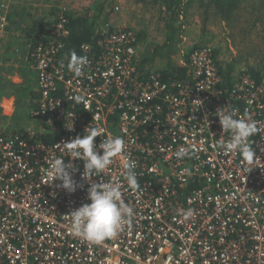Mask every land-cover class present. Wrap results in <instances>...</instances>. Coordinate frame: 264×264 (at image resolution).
Returning <instances> with one entry per match:
<instances>
[{
  "label": "built area",
  "instance_id": "1",
  "mask_svg": "<svg viewBox=\"0 0 264 264\" xmlns=\"http://www.w3.org/2000/svg\"><path fill=\"white\" fill-rule=\"evenodd\" d=\"M13 3L0 0V35ZM41 6L49 7L46 0ZM113 8L119 15V1ZM56 12L49 34L31 50L40 98L30 117L59 138L46 142L0 130V264H264V74L257 80L244 64L234 66L225 86L213 49L200 47L177 66L186 78L163 80L159 71L140 70L138 33L106 21L105 11L93 41L80 46L89 62L76 77L64 58L69 13ZM222 108L255 121L253 163L224 153L221 144L231 133L217 117ZM88 127L102 130L95 140L101 155L104 139L125 142L113 163L92 177L117 184L132 208L121 231L101 244L74 235L67 216L91 203L90 183L82 179L83 161L61 147ZM180 148L190 155L178 160ZM54 158L77 169L75 192L51 174ZM129 161L136 190L126 180Z\"/></svg>",
  "mask_w": 264,
  "mask_h": 264
},
{
  "label": "rangeland",
  "instance_id": "2",
  "mask_svg": "<svg viewBox=\"0 0 264 264\" xmlns=\"http://www.w3.org/2000/svg\"><path fill=\"white\" fill-rule=\"evenodd\" d=\"M46 1L49 7L47 9H42V0H14L15 3L12 4L8 17V24L11 25V21L16 15L17 28H22L23 31L21 32L26 34L28 29L27 18L33 16L36 19L35 23H42L44 28L46 27L45 30H47L49 23L55 20L56 11H58L59 7L65 8L69 15H75L76 13L84 15L88 11L91 12V9H95L97 5H103L106 2L105 11H108L107 14H109V18L114 21L117 19V23H122L119 19L121 17V20H125L122 25H127V28L134 29L138 33L140 39H142L143 35V43L140 41L139 66L141 67V62L144 61L148 64V67L150 66V71L160 72L168 69V66L176 67L181 65L186 53L190 52L191 46L187 45L188 41L185 38V33L177 34V27L179 23H186V21H190L194 24L197 18L200 21V27L203 24L204 27H207L206 31L208 30L207 34L208 37H210L206 42L200 41V44L203 43L201 46L199 45V48L211 47L217 57V62L223 66L225 71L229 68L232 69L234 66L240 67L243 64L249 69L255 68L264 71L263 0H239V10L227 18H222L216 3L213 1L190 0L189 3V0H183V7L186 6V3H189L188 6L190 5L188 7L189 14L187 17V12L184 10L176 22H173L174 15L173 12L169 10V4H167L166 1L161 2L160 0ZM116 1H119L121 6L119 15L114 14L113 7ZM122 15L124 18H122ZM189 25L190 23L186 26L188 27ZM138 28L141 31L138 30ZM200 31L201 29L195 31V38ZM3 35L4 33L0 35V39L4 37ZM165 37L170 38L171 41H165ZM192 38L193 35L190 34L188 38L189 41L190 39L193 40ZM152 51L155 53L156 58L150 59L149 62V56L147 54L153 53ZM251 73L253 74L252 70ZM13 92L19 93L18 88H15ZM3 121H6V123H3ZM0 122H2L0 127L11 130L14 126L20 133H23L24 136L29 135L28 133L31 132L42 138L46 133L52 130L49 124L41 121L32 118L29 120H22L17 113H14L12 117L1 116Z\"/></svg>",
  "mask_w": 264,
  "mask_h": 264
},
{
  "label": "clouds",
  "instance_id": "3",
  "mask_svg": "<svg viewBox=\"0 0 264 264\" xmlns=\"http://www.w3.org/2000/svg\"><path fill=\"white\" fill-rule=\"evenodd\" d=\"M88 62L87 56H79L73 51L67 68L76 77H79ZM60 66L64 67L63 64ZM73 99L80 102L82 97H74ZM226 108L217 111V117L223 131L231 133L230 139L226 143H222L221 147L225 154L238 153L244 162L253 163L256 159V153L251 147L250 137L258 132L256 123L250 115L247 118H237V110L224 111ZM85 132L86 134L82 138L78 136L70 142H64L62 147L58 145L67 150L71 160L83 161L85 170L82 179L90 183L88 199L91 203L84 204L67 216L71 219V231L74 235L89 242L101 244L121 231L125 218L132 215V208L123 200L117 184L96 183L92 181V177H98L113 163V158L123 152L125 142L119 137L104 139L98 146L99 149L103 150L101 155L97 150L95 140L98 136H103L102 130L98 127H88ZM189 155V151L185 148H180L175 153L178 160ZM124 167L127 170L128 185L133 190L138 189L139 183L134 171L135 162L129 161ZM76 170L72 163L66 164L64 159L54 158L50 163L51 174L55 176V180L61 181L60 186L70 193L77 189V183L72 176V172ZM191 214L192 210L189 209L185 218Z\"/></svg>",
  "mask_w": 264,
  "mask_h": 264
},
{
  "label": "crops",
  "instance_id": "4",
  "mask_svg": "<svg viewBox=\"0 0 264 264\" xmlns=\"http://www.w3.org/2000/svg\"><path fill=\"white\" fill-rule=\"evenodd\" d=\"M188 7L185 10L187 12V17L189 14ZM15 16L14 18L12 17L13 20L11 21V25L9 24V27L5 31L3 35L4 37L0 39V117H12L14 113H17L22 120H29L31 119L30 113L33 109L36 108L40 98L37 84V72L33 67V62L31 59V47L35 44L34 42L37 41L38 37L43 33L46 27L44 28V25L42 23H35L36 19L33 16H30L27 18L28 29L25 34L24 32H21L23 31L22 28H17V20L15 19ZM122 18H124L123 15ZM119 19L120 21H122V23L125 22V20H121V17ZM116 21L117 19H115L114 22L116 26H122V23H117ZM188 23H190V25L187 27L186 25ZM199 24L200 21L196 18L194 24H192L190 21H186V23H179V26L177 27V34L185 33V38L188 41L187 45L191 46L190 49L197 48L199 47V45L201 46L204 41L206 42L210 39L207 34L208 30L206 31L207 27H204V24L200 27ZM200 29L201 31L197 33V37L195 38V31H198ZM138 30L140 29L138 28ZM34 31L36 32L34 33ZM190 34L193 35L192 39L194 41L190 39L192 43L188 39ZM140 40L143 43V35L142 39ZM164 40L171 41L170 38L167 37H165ZM200 41L203 42L200 44ZM147 55L149 56V62L150 59L156 58L154 52ZM141 63V69L143 72H151L150 66L148 67L147 63H145L144 61H142ZM15 88H18L19 93L13 92ZM1 123L2 122H0V124ZM3 123H6V121H3ZM0 129L8 134L19 133L24 136V134L20 133L14 126L11 128V130H8L4 127H0ZM28 134L29 135L25 137H37L36 135H34V133L30 132Z\"/></svg>",
  "mask_w": 264,
  "mask_h": 264
},
{
  "label": "trees",
  "instance_id": "5",
  "mask_svg": "<svg viewBox=\"0 0 264 264\" xmlns=\"http://www.w3.org/2000/svg\"><path fill=\"white\" fill-rule=\"evenodd\" d=\"M161 2L166 1L167 4H169V10L173 12L174 18L173 22H176L178 18L182 15V12L186 10L188 7V4H186L185 7L182 6L183 0H160ZM213 1L216 3L217 8L219 9L220 15L223 17H229L233 13H236L239 10V0H210V2ZM264 1V0H263ZM190 3V2H189ZM105 6L106 2L101 5H97L95 9H91L92 11L86 12L84 15L81 13H76L75 15H68L69 18V28L71 30V36L67 41L66 49L64 51V58L68 62L70 55L73 51L77 53V55L81 56V50L80 46L83 43H89L93 41V38L95 37L97 22L100 17L103 16V13H105ZM172 9V10H171ZM105 20L107 21L109 19V14L105 16ZM207 22V21H206ZM51 27V23L47 26V30L43 31V34L46 35L49 34V29ZM36 31H34L35 33ZM139 42L140 37L138 35ZM199 48V47H197ZM195 49V48H193ZM217 59V57L215 56ZM140 70L141 67H139ZM219 69L221 71V74L225 77V80L227 81L225 83V86L232 83V69L229 68L225 71L223 66L219 64ZM253 71V74L255 75V78L260 79L259 76H261L262 72L257 70L255 68H250ZM160 75L162 76L163 80H179L186 78V70L176 67H169L168 69L160 71ZM229 86V85H228ZM44 141L46 142H53L59 136H55L52 133L48 132L45 136L42 137Z\"/></svg>",
  "mask_w": 264,
  "mask_h": 264
}]
</instances>
